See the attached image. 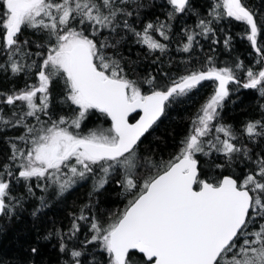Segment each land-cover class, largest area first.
I'll list each match as a JSON object with an SVG mask.
<instances>
[{
	"label": "snow or ice",
	"instance_id": "1",
	"mask_svg": "<svg viewBox=\"0 0 264 264\" xmlns=\"http://www.w3.org/2000/svg\"><path fill=\"white\" fill-rule=\"evenodd\" d=\"M25 213L0 264H264V0H0V233Z\"/></svg>",
	"mask_w": 264,
	"mask_h": 264
},
{
	"label": "trees",
	"instance_id": "2",
	"mask_svg": "<svg viewBox=\"0 0 264 264\" xmlns=\"http://www.w3.org/2000/svg\"><path fill=\"white\" fill-rule=\"evenodd\" d=\"M236 31H239V28H236ZM237 47L243 51L245 45L238 44ZM138 50L134 49V52ZM133 52V55H134ZM181 55H187V54H181V53H174V56L178 59ZM147 67V63L144 65ZM212 91V85L210 82H204V86L200 88L198 92H196L192 98V100L189 102L190 106H182L177 107L175 110L169 113V116L167 119L162 118L163 123L160 125L159 129L153 134L155 136H161L163 135L165 139L169 140V148L167 151H171V138L169 136V133L172 131L175 132V136L177 139L180 138V136L187 131L189 124L186 119H181L182 117L190 116L193 114L196 109L199 107L200 103L203 102V100L209 95ZM251 90H243L242 95L245 98V103L248 102V98L250 95ZM229 109H226V115L228 113ZM239 112V109H237V113ZM230 118V117H229ZM237 119H239V116L237 115ZM151 138V137H150ZM85 189H81L76 195L82 196ZM53 212H56L59 215H63V213L59 209H54L52 211L48 212V215H52ZM33 224L32 218L25 213L22 217V219L19 222H15L12 225L8 226L5 225L7 231L4 233H0V252L8 253L9 255L15 254L18 248V241H23L25 239L24 232H28L29 237H34L35 232L32 230L31 225Z\"/></svg>",
	"mask_w": 264,
	"mask_h": 264
}]
</instances>
